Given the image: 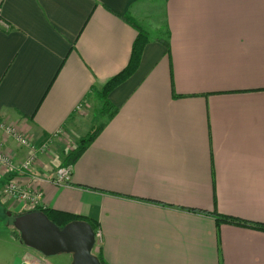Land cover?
<instances>
[{"label":"crops","instance_id":"obj_1","mask_svg":"<svg viewBox=\"0 0 264 264\" xmlns=\"http://www.w3.org/2000/svg\"><path fill=\"white\" fill-rule=\"evenodd\" d=\"M143 1L0 0V123L36 146L61 132L31 174H0V207L31 211L3 194L9 180L40 191V210L97 224L105 264H264L263 231L214 215L264 224V0H165L163 27L138 20ZM124 15L152 41L106 121L91 92L129 64ZM102 124L70 181L52 184ZM0 152L18 164L31 149L0 132ZM12 233L0 227V264L72 263Z\"/></svg>","mask_w":264,"mask_h":264},{"label":"water","instance_id":"obj_2","mask_svg":"<svg viewBox=\"0 0 264 264\" xmlns=\"http://www.w3.org/2000/svg\"><path fill=\"white\" fill-rule=\"evenodd\" d=\"M14 228V237L47 258L69 254L71 264H102L93 254L96 237L87 222L76 221L60 228L44 213L36 211L15 217Z\"/></svg>","mask_w":264,"mask_h":264},{"label":"trees","instance_id":"obj_3","mask_svg":"<svg viewBox=\"0 0 264 264\" xmlns=\"http://www.w3.org/2000/svg\"><path fill=\"white\" fill-rule=\"evenodd\" d=\"M121 18L126 23L131 25L137 32L136 39L133 43L129 64L121 73L109 80L102 88H92L91 92L99 99V101H101L102 105L99 109V115L103 120L106 121L112 120L118 112L117 108L110 102L109 95L113 92V90H115L118 86L127 81L138 70L143 50L146 45L152 41L150 33L142 29L130 15H124ZM165 35H168V31L165 32ZM160 41L167 49L169 48L168 38L162 39ZM104 127L105 124H102L100 127L93 129V131L88 135V137L82 139L80 141L78 149H76L72 155L69 154L63 166H72L79 158V156L101 133ZM40 212L44 213L51 222H53L60 228L72 222L83 221L90 224L95 233L97 232V224L91 220L54 210H40ZM214 215L216 216V221L218 225H220L221 223H227L241 227H250L264 232V224H252L233 217H227L218 214ZM99 259L102 264H105L101 258Z\"/></svg>","mask_w":264,"mask_h":264},{"label":"built area","instance_id":"obj_4","mask_svg":"<svg viewBox=\"0 0 264 264\" xmlns=\"http://www.w3.org/2000/svg\"><path fill=\"white\" fill-rule=\"evenodd\" d=\"M0 132H3L5 135L14 138L20 146L31 149V154L28 156V158L24 162L18 164L15 163L14 159L8 154L0 152V174L2 172H5L9 176L31 174L37 162L38 155L44 153L48 149V146L52 143V141L59 137L61 134V132H59L54 136L47 138L46 142H44L42 145L36 146L25 136L15 132L12 127L7 126L4 123H0ZM71 175L72 166H62L55 171L54 176L49 180L56 186H63L70 181ZM31 178H35V176H32ZM3 194L16 202L27 205L31 211H38L41 209L42 193L38 190L24 189L13 180H9L5 183L3 187ZM95 237L96 242L100 240L101 235L98 231L95 233ZM22 264L40 263L25 261Z\"/></svg>","mask_w":264,"mask_h":264},{"label":"rangeland","instance_id":"obj_5","mask_svg":"<svg viewBox=\"0 0 264 264\" xmlns=\"http://www.w3.org/2000/svg\"><path fill=\"white\" fill-rule=\"evenodd\" d=\"M164 1L165 0H144L142 2V5L140 6L139 14L141 15V17L138 15V18H139L138 20H140V22L146 21V23H144V24H149L150 23V19L154 18L156 16L158 19L160 18V21H161V24H162L161 27H163ZM164 33H165V30H164ZM100 123H101V121L98 122V125ZM73 152L70 153V154L72 155ZM10 209L12 210L13 208L10 207L9 211H10ZM5 211L6 210H4L3 208L0 207V227H2L3 224H7V225L10 226V228L13 231V233H15L16 232V230L14 228L15 216H12V215L10 216V215H8L9 213H7ZM13 233H12V235H13ZM35 253H37V252H35ZM57 257H59V259H67V260L71 259V261H72V255H69V254H61V255H58Z\"/></svg>","mask_w":264,"mask_h":264},{"label":"bare ground","instance_id":"obj_6","mask_svg":"<svg viewBox=\"0 0 264 264\" xmlns=\"http://www.w3.org/2000/svg\"><path fill=\"white\" fill-rule=\"evenodd\" d=\"M31 212V211H30Z\"/></svg>","mask_w":264,"mask_h":264}]
</instances>
